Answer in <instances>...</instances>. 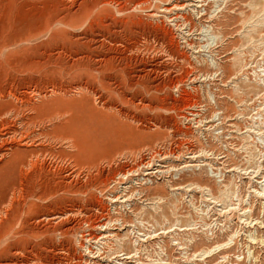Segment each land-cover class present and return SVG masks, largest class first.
<instances>
[{
    "label": "rangeland",
    "instance_id": "1",
    "mask_svg": "<svg viewBox=\"0 0 264 264\" xmlns=\"http://www.w3.org/2000/svg\"><path fill=\"white\" fill-rule=\"evenodd\" d=\"M22 1L21 40L0 26V107L51 173L27 167L0 204V264H90L83 223L104 214L99 264H264V0ZM164 152L168 175L110 204L125 167ZM21 161L0 158V197Z\"/></svg>",
    "mask_w": 264,
    "mask_h": 264
},
{
    "label": "bare ground",
    "instance_id": "2",
    "mask_svg": "<svg viewBox=\"0 0 264 264\" xmlns=\"http://www.w3.org/2000/svg\"><path fill=\"white\" fill-rule=\"evenodd\" d=\"M27 1V0H26ZM154 1V0H152ZM212 1V0H210ZM25 2V1H24ZM28 2V1H27ZM55 2V1H54ZM151 2V0L148 1L147 4H149ZM36 3V2H35ZM39 3V2H38ZM67 3V2H66ZM80 3V2H79ZM33 4V3H31ZM141 4H144L143 2ZM146 4V2H145ZM56 5V3H55ZM59 5V4H58ZM69 5V4H68ZM23 1L22 0H0V21H1V27L3 25V22L5 21H10L13 24L14 27V34H13V41L15 42L16 39H18L19 41L21 40V38L19 37L20 33L22 32L23 28L26 27L27 25H29V23H27L26 25L23 24L24 22H22L21 19H23V15H24V8H23ZM61 6V5H60ZM79 6V5H78ZM138 6V5H137ZM53 7V6H52ZM66 7V6H65ZM71 8V6H69ZM58 9V8H56ZM66 9V8H64ZM68 9V8H67ZM45 10V9H44ZM51 10V9H49ZM31 11V10H29ZM61 11V10H60ZM165 11V10H164ZM48 12V11H47ZM27 13V12H26ZM31 14V13H29ZM51 14V13H50ZM157 15V14H156ZM29 16V15H28ZM48 16V15H47ZM69 18V17H68ZM83 18V17H82ZM87 18V17H86ZM84 19V18H83ZM85 20V19H84ZM25 21V20H24ZM63 20L59 19V18H51L48 21V25L45 28L46 32L49 31L50 27L58 22H62ZM92 22V21H91ZM32 23V22H31ZM47 24V23H46ZM87 24V23H86ZM85 25V24H84ZM27 30V29H26ZM44 30V29H43ZM42 30L40 32H38L37 34H32L31 37H35L38 36L40 34H42ZM83 38V37H82ZM79 39V38H78ZM88 43V42H87ZM9 41H5L4 43H2L0 45V53L8 46ZM100 46V45H99ZM95 48V47H94ZM114 51V50H113ZM86 57V56H84ZM89 58V57H88ZM76 61V60H74ZM94 61V60H93ZM98 61V60H97ZM99 63V62H98ZM107 62H105L106 64ZM104 64V63H103ZM85 66V65H83ZM101 66V65H100ZM99 66V67H100ZM89 67V66H87ZM92 67V66H91ZM97 67V66H96ZM96 67H92L89 68L91 70H93L95 68V70L97 69ZM90 71V70H89ZM91 72V71H90ZM89 72V74H91ZM93 72V71H92ZM92 75V74H91ZM148 77V76H147ZM26 94V93H25ZM25 96V95H24ZM22 101V99H21ZM26 101V100H25ZM32 103V102H31ZM25 105V104H24ZM12 106V105H11ZM0 107V158L5 157L8 152L10 151H17L19 153V159H21L22 161L17 165V167L15 168L14 171V181L18 182V184H14L11 186V189H9V187L7 186L5 189H3L2 193H1V203L0 204H4L5 201L9 200L8 202H11V199L13 197H15V194L17 193V186L21 185L23 180H25L26 178H28V174H27V167H30L31 169V174L29 175V180L31 182H33L36 178H38V176L42 175H48V173L50 174V169H46L44 168L43 165H39L38 163L40 162V155L39 153L37 154V151L35 149H30L28 148V146L26 147V143H27V139L28 136L27 134L24 135H20L18 137L11 135V131L9 128H7L5 126L6 121L3 119L6 115H11L12 113H17L16 109L13 107ZM15 107V106H14ZM18 107V106H17ZM20 108V107H19ZM26 108V107H25ZM29 108V107H28ZM23 109V108H22ZM32 109V108H31ZM19 111V110H18ZM34 114V113H33ZM23 116V115H22ZM8 119V118H7ZM218 121V120H217ZM9 122V121H8ZM13 123V122H12ZM16 123V121H15ZM23 124V123H22ZM18 126V123H17ZM19 128V127H17ZM21 128V127H20ZM12 130V129H11ZM30 131V130H29ZM29 140V139H28ZM39 140V139H38ZM32 142V141H31ZM28 145H30L28 143ZM10 156V155H9ZM170 154L169 153H156L155 156L152 157V159H148L147 161L141 160L138 164H133V165H128L127 167H125L117 176H119V178L117 180H114V186L116 189H119V191H115V192H110V185L109 187H106L108 185H106L105 187V191L106 193L109 191V199L108 201H110V204H116V203H121L122 206L120 207V209L125 208L126 203L128 202H132L134 201L137 197H141L143 196L142 191L141 190L143 185L148 182V180H150L151 178L155 177V176H164L165 174H169L170 170L168 168L169 171H165V170H161L159 168H154L155 163L154 161L157 160L156 158H160V160L158 161H164L168 158H170ZM178 157V156H177ZM16 159V158H13ZM166 162V161H165ZM38 165L40 167H38ZM200 165V164H199ZM199 165H193L192 167H197ZM15 166V165H14ZM157 167L160 168H164L165 166L161 165V164H157ZM191 167V165L189 166ZM154 168V169H153ZM29 169V168H28ZM159 169V170H158ZM263 168L261 167V165H259L258 167V172L259 176H261V179L263 180L262 182H259L260 185L263 186L264 183V171L262 170ZM144 170V174L143 173ZM154 170V171H151ZM173 170V169H172ZM216 172H218L219 169L215 168ZM174 171V170H173ZM181 172V171H180ZM177 173V174H180ZM7 173V172H6ZM172 173V171H171ZM176 174V173H175ZM217 175V173H216ZM170 176V175H169ZM222 176V175H221ZM220 176V177H221ZM13 177V176H12ZM11 179V178H10ZM179 179V178H178ZM133 180H136L135 185L140 186L139 187V191L135 194L134 192V188L131 185H126L129 184L131 182H133ZM1 181V180H0ZM29 182V181H28ZM110 182V181H109ZM108 182V183H109ZM2 183V182H1ZM126 187H123V186ZM259 185V186H260ZM120 186V188H119ZM123 187V188H122ZM112 188V187H111ZM22 189V188H21ZM134 189V190H132ZM138 189V188H137ZM178 189V188H177ZM176 190V189H175ZM19 191V190H18ZM104 191V190H103ZM104 191V192H105ZM137 191V190H136ZM23 193V192H22ZM119 193V194H118ZM134 193V194H133ZM264 194V193H263ZM10 196V198H9ZM260 196V195H259ZM262 197V196H261ZM264 197V196H263ZM121 200V202H120ZM108 204V203H107ZM132 204V203H131ZM106 206V205H105ZM132 206V205H130ZM109 207V206H108ZM0 209H2V207H0ZM131 209V208H130ZM133 209V208H132ZM240 209V208H239ZM106 210V207H105ZM109 210V209H108ZM113 210V209H112ZM134 210V209H133ZM235 210V209H234ZM116 211V210H115ZM120 211V210H119ZM245 211V210H244ZM1 213V211H0ZM97 213V212H96ZM101 213V212H100ZM245 213V212H244ZM117 215H119L118 218H121V221L123 222V218H122V214L120 212L116 213ZM103 215V214H102ZM108 216V215H107ZM244 216V215H243ZM97 220L95 223H91L90 221H85L83 224H85L86 226V231L84 230L83 234L80 235V239L81 241H79V245L83 248H86V250H88L90 253V257H91V263L90 264H99L98 262H94V259H97L98 256H91V254H95L93 253L95 250L94 248L96 247V245H98L100 243V241L108 239L112 234H108L107 230H109L107 227L109 226L110 222L108 220H110L108 217L105 216H101L98 215L97 216ZM56 223V222H55ZM112 223V222H111ZM124 224H126V221L123 222V224H121V226H123ZM115 225V224H114ZM84 226V227H85ZM131 226V225H130ZM133 226V225H132ZM82 227V226H81ZM73 228V227H72ZM83 228V227H82ZM84 229V228H83ZM82 229V230H83ZM137 229V228H136ZM80 230V229H79ZM80 232H82L80 230ZM79 235V234H78ZM141 235H145V234H141ZM140 235V236H141ZM230 237V236H229ZM232 238V237H231ZM95 245V247H94ZM104 248V247H103ZM94 250V251H93ZM97 250V249H96ZM99 250V249H98ZM105 252V251H104ZM122 252V251H120ZM208 251H205L204 254H207ZM117 254V253H116ZM115 254V255H116ZM123 254V253H122ZM126 255V258H130L129 253L124 254V256ZM103 256V254H102ZM97 257V258H95ZM118 257V256H116ZM116 257L111 258L108 260H105L104 263H112L113 259H116ZM120 257V256H119ZM208 257V256H207ZM99 259V258H98ZM101 259H105V256ZM83 259L81 257L78 258V260L74 261V264H81V261ZM85 260V259H84ZM87 260H85L86 262ZM90 260H88L89 262ZM100 261V260H99ZM114 261V260H113ZM102 262V261H101ZM115 262V261H114ZM113 262V263H114ZM71 264V263H70Z\"/></svg>",
    "mask_w": 264,
    "mask_h": 264
}]
</instances>
